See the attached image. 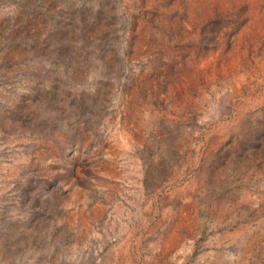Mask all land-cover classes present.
<instances>
[{
    "label": "rangeland",
    "instance_id": "rangeland-1",
    "mask_svg": "<svg viewBox=\"0 0 264 264\" xmlns=\"http://www.w3.org/2000/svg\"><path fill=\"white\" fill-rule=\"evenodd\" d=\"M0 264H264V0H0Z\"/></svg>",
    "mask_w": 264,
    "mask_h": 264
}]
</instances>
